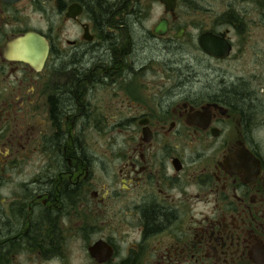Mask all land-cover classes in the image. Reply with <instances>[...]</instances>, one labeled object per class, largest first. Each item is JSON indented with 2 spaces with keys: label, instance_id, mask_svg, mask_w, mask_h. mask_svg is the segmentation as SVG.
I'll return each mask as SVG.
<instances>
[{
  "label": "flooded vegetation",
  "instance_id": "flooded-vegetation-1",
  "mask_svg": "<svg viewBox=\"0 0 264 264\" xmlns=\"http://www.w3.org/2000/svg\"><path fill=\"white\" fill-rule=\"evenodd\" d=\"M263 93L264 0H0V264H264Z\"/></svg>",
  "mask_w": 264,
  "mask_h": 264
},
{
  "label": "water",
  "instance_id": "water-1",
  "mask_svg": "<svg viewBox=\"0 0 264 264\" xmlns=\"http://www.w3.org/2000/svg\"><path fill=\"white\" fill-rule=\"evenodd\" d=\"M15 45H17V49L14 58L34 67H38L45 61L49 49L47 41L43 37L33 33H29L21 39H18ZM206 50L218 57L224 56L223 53L218 52L212 46H207Z\"/></svg>",
  "mask_w": 264,
  "mask_h": 264
},
{
  "label": "rangeland",
  "instance_id": "rangeland-1",
  "mask_svg": "<svg viewBox=\"0 0 264 264\" xmlns=\"http://www.w3.org/2000/svg\"><path fill=\"white\" fill-rule=\"evenodd\" d=\"M193 47H190L187 51H185V52H187V54H190V55H196V50L193 48ZM180 51H182L181 53H179V54H176L175 56H174V58H175V60H177L179 57H181L182 55H183V53H184V50L183 49H180ZM231 71H229L228 70V73H230ZM201 84V83H200ZM198 82H195V83H193L192 85H189L188 87H195V88H197V87H199V86H201ZM256 89V88H255ZM264 94V93H263ZM97 138H99V136L98 135H96V133L93 135V139L96 141V140H98V141H100L99 139H97Z\"/></svg>",
  "mask_w": 264,
  "mask_h": 264
}]
</instances>
